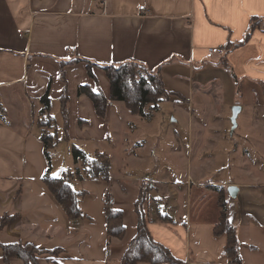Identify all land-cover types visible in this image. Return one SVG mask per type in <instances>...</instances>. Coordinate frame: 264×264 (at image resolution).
Instances as JSON below:
<instances>
[{"label": "crops", "instance_id": "obj_1", "mask_svg": "<svg viewBox=\"0 0 264 264\" xmlns=\"http://www.w3.org/2000/svg\"><path fill=\"white\" fill-rule=\"evenodd\" d=\"M253 17L264 19V0H0V242L65 248L59 257L43 255L39 264H121L131 239L108 235L104 208L103 216L97 217L83 209L80 197L79 204L89 218L70 220L47 186L40 184L42 177L31 174L35 165L29 156L38 150L31 140L35 118L44 111L54 117L55 104L61 110L62 97L67 94L70 138L79 139L76 134H84L91 126L94 133L81 140L109 138L114 108H124V102L112 100L108 115L99 116L92 99L80 89L87 84L94 89L101 87L109 97L110 81L96 65L93 71L98 81L90 76L87 62L70 63L77 57L100 65L137 60L159 69L166 88L176 93L172 98L177 103L196 101L210 109L217 102L219 106L225 98L228 72L235 74L236 83L248 82L255 86L254 94L263 95L262 28H256L246 44L224 55L218 53L245 38ZM211 48L215 51L210 52ZM62 64L66 82L61 77ZM256 87L261 88L260 93ZM46 93L51 100L49 108L42 101ZM235 103L240 104H231ZM87 117L90 121L86 125ZM213 140L210 143L216 147ZM222 155L199 157L197 167L204 170L222 160ZM126 158L128 164L143 160L128 148ZM120 176L129 188L140 185L138 199L145 182L137 181L142 178L131 171ZM90 179L104 185L103 201L114 179L108 183L85 178L73 181V187L80 191L76 185ZM150 180L148 188L162 187L159 181ZM202 180L191 177L189 183H169L170 196L163 199L147 195L144 208L153 237L188 264H232L223 252L227 234H215L221 216L218 196L220 211L215 210V214L205 216L203 204L195 211L192 207L195 189L207 192L212 191L210 184L226 188L238 185L239 194L227 197V208L237 227L242 264H255L247 261L244 253L264 252V242L257 240L264 237L256 238L258 233L251 229L257 220L264 222V192L258 188L264 184ZM90 195L89 190L86 196ZM5 216L10 219L3 223ZM98 244L101 249L97 252ZM0 264H7L1 246ZM10 264L26 263L12 258Z\"/></svg>", "mask_w": 264, "mask_h": 264}, {"label": "rangeland", "instance_id": "obj_2", "mask_svg": "<svg viewBox=\"0 0 264 264\" xmlns=\"http://www.w3.org/2000/svg\"><path fill=\"white\" fill-rule=\"evenodd\" d=\"M261 26L264 30V24ZM150 70H144L146 77L149 72H152ZM216 75L221 79L223 77L221 74ZM227 80L228 84L223 94L224 100L219 106L215 102L216 104H212L210 109L207 106L197 105L196 101L177 103L171 96L170 100L161 102L157 110L152 108L151 103L146 104L144 110L147 116L139 117L132 114L124 103V108H114L109 138L100 141L81 140L86 135H91L92 126L88 127L84 134L77 133L79 139L66 140L64 117L55 104V109L52 111L55 118L45 111L35 118L31 140L38 146V150L32 158L29 156V160L34 161L35 165L31 174L34 178L42 177V180L48 173L54 177L71 174L75 181L78 179H74V176L77 171H80L84 179H89L87 161L74 160L73 146L83 149L90 158L94 157L97 150L107 152L111 158V177L114 179V182L110 180L113 184L111 190L107 191V199L111 206L121 207L117 209L124 211L127 231L123 239L125 241L131 239L126 248L136 233L138 215L134 204L140 185L137 186L136 183L134 187L129 188L128 182L126 183L125 178L120 176L122 172L131 171L141 177L142 179L137 181L138 184L145 182L143 187H146L147 195L158 199L170 196L169 183L174 184L176 180L181 184L189 183L191 177L212 182L223 180L264 184V97H262L264 94L262 95L259 90L261 88L257 87L255 91L260 94H254L255 86L248 82L243 85L236 83L237 78L234 73L228 72ZM237 101L244 105V108L237 117L235 127L232 116L233 108L237 103H231ZM87 119L86 125L90 121V118L87 117ZM43 130L58 132L59 140L50 150L51 158L46 155L43 142L39 138ZM211 138H214L212 142L217 144L216 147H212ZM127 148L130 151H136L143 160L140 162L133 160L128 164ZM218 153L219 156L223 154L222 160L207 166L204 170L197 167L199 157L207 159L210 155ZM167 175L169 179L164 181ZM150 178L159 181L162 187L159 190L148 188V184L152 183ZM42 180L40 184L44 183ZM76 188L91 191L90 196L80 198L81 206L86 211L96 214L97 217H102L104 202L101 199V193L105 192L104 185H98L96 181L90 179L86 183H78ZM209 188L212 191L202 192L195 189L193 194V211L203 204L205 216L206 213L215 214V210L220 211L216 204L217 196L219 200L231 197L229 188L226 186L210 184ZM258 188L264 192V186ZM113 201L119 206L112 204ZM82 219L87 221V217ZM98 222L101 223V220ZM251 229L258 233L256 238L264 237L263 221L257 220ZM242 237H245L244 233ZM257 240L264 242V239ZM98 243L103 245V242L98 241ZM99 249L101 246L98 244L96 251L98 252ZM244 257L247 261L251 259L255 264L264 262V252H246L245 250Z\"/></svg>", "mask_w": 264, "mask_h": 264}, {"label": "trees", "instance_id": "obj_3", "mask_svg": "<svg viewBox=\"0 0 264 264\" xmlns=\"http://www.w3.org/2000/svg\"><path fill=\"white\" fill-rule=\"evenodd\" d=\"M263 24V18L253 17L245 38L235 44L229 43L226 46L227 51L224 50V54L231 51L234 47L246 44L250 40L253 31L256 28H263L261 26ZM78 61L87 62L89 74L96 81H98V78L93 71V67L95 65L102 68L106 72L110 81L109 97L105 94L101 87L94 89L87 84L81 86L80 89L81 92L87 94L92 99L96 113L101 117H106L108 115L109 104L112 100L123 101L132 114L145 115L144 107L146 104L151 103L152 108L157 110L161 102L170 100L171 96L176 94L166 88L164 79L159 69L154 68L150 70L151 68L137 60H128L117 64L100 65L91 60L77 57L71 60L70 63ZM223 62L224 64H228L224 58ZM148 69L152 72H149L146 77L144 70ZM61 77L63 81H67L64 64H62ZM67 98L68 95L64 94L62 97L61 110L64 117L65 137L66 140H70V116ZM42 101L44 102L46 108H49L51 100L47 93L42 97ZM58 140L57 131L51 132L43 130L41 134V141L45 147V153L49 158H51L50 150L55 147ZM73 156L76 162L79 160L87 161V174L90 178L110 182L111 158L107 152L97 150L95 151L94 157L90 158L83 149L74 145ZM74 179L81 180L84 179V177L80 171H77ZM43 181L47 185L49 191L63 206L70 220H78L84 217L89 218L79 204V198L86 196L88 191L85 189L78 191L73 187V175L64 174L63 177H54L48 173L43 177ZM145 188L146 187L141 188L139 197L135 201V207L138 215L136 233L121 258V264H141L143 262L150 264H188L185 260L178 258L169 247L157 241L153 237L148 227L147 213L144 208L148 193L145 191ZM20 192L21 189L19 190V193ZM107 195L108 193L106 192L103 196L107 233L110 237L123 239L127 231V226L124 223V211L111 206L108 202ZM219 203L221 216L219 222L215 225V234H227L228 242L223 252L228 256L230 263L242 264L243 258L237 227L233 225L229 217L227 201L220 198ZM9 219L10 217L5 216L2 222L5 223L6 220ZM0 246L3 249V257L7 264H10V260L12 258H21L26 264H39L43 255L59 257L66 251L64 247H55L52 249L40 248L32 243L23 242L8 244L0 242Z\"/></svg>", "mask_w": 264, "mask_h": 264}, {"label": "water", "instance_id": "obj_4", "mask_svg": "<svg viewBox=\"0 0 264 264\" xmlns=\"http://www.w3.org/2000/svg\"><path fill=\"white\" fill-rule=\"evenodd\" d=\"M241 110H242V106L240 104L235 105L233 108L232 121H233L235 127L237 126V117L240 114ZM239 189L240 188L238 185H231V186H229V189H228L229 194L235 198L239 194Z\"/></svg>", "mask_w": 264, "mask_h": 264}, {"label": "built area", "instance_id": "obj_5", "mask_svg": "<svg viewBox=\"0 0 264 264\" xmlns=\"http://www.w3.org/2000/svg\"><path fill=\"white\" fill-rule=\"evenodd\" d=\"M27 31H29V30H27ZM215 50L213 49V48H211L210 49V52H214ZM218 53L220 54V55H223L224 54V49L223 48H220L219 50H218Z\"/></svg>", "mask_w": 264, "mask_h": 264}]
</instances>
